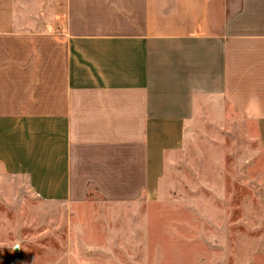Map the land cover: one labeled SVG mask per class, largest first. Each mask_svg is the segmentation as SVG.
<instances>
[{
  "label": "crops",
  "instance_id": "1",
  "mask_svg": "<svg viewBox=\"0 0 264 264\" xmlns=\"http://www.w3.org/2000/svg\"><path fill=\"white\" fill-rule=\"evenodd\" d=\"M201 113L264 136V0H0V175L135 202Z\"/></svg>",
  "mask_w": 264,
  "mask_h": 264
},
{
  "label": "rangeland",
  "instance_id": "2",
  "mask_svg": "<svg viewBox=\"0 0 264 264\" xmlns=\"http://www.w3.org/2000/svg\"><path fill=\"white\" fill-rule=\"evenodd\" d=\"M204 117L135 202L50 199L0 175V264H264L260 126Z\"/></svg>",
  "mask_w": 264,
  "mask_h": 264
}]
</instances>
